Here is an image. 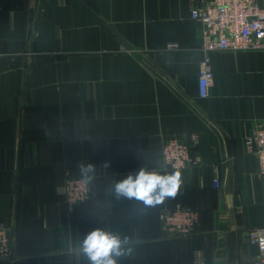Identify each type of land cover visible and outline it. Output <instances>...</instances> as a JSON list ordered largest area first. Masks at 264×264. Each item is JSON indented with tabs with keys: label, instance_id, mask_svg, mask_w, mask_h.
<instances>
[{
	"label": "crops",
	"instance_id": "crops-1",
	"mask_svg": "<svg viewBox=\"0 0 264 264\" xmlns=\"http://www.w3.org/2000/svg\"><path fill=\"white\" fill-rule=\"evenodd\" d=\"M205 1L0 0V222L14 240L0 264H90L81 244L96 229L127 238L117 264H259L247 234L264 226V176L245 139L264 126V50L211 53L201 97L191 11ZM173 135L197 136V164L161 165ZM140 169L179 173L177 195L117 197ZM70 177L88 179L90 201L66 203ZM176 206L199 213L196 232L165 231L160 213Z\"/></svg>",
	"mask_w": 264,
	"mask_h": 264
},
{
	"label": "built area",
	"instance_id": "built-area-1",
	"mask_svg": "<svg viewBox=\"0 0 264 264\" xmlns=\"http://www.w3.org/2000/svg\"><path fill=\"white\" fill-rule=\"evenodd\" d=\"M191 17L203 26L201 50L204 58L200 64V96L207 97L214 85L215 71L211 66V53L229 50H264V6L259 0H206L192 8ZM177 42H169L168 49H178ZM196 135L189 142L181 136L164 138L161 151V165L166 169L181 170L198 163L193 147ZM248 151L257 165V174L264 176V126L257 123L245 139ZM215 184L221 180L216 177ZM66 202L76 207L90 200L94 193L86 178H68L64 184ZM199 213L191 208L176 206L165 208L160 213V221L170 235H190L199 224ZM248 242L258 250V263L264 264V226L248 230ZM14 240L11 228L0 222V259L8 260L14 256ZM196 264H203L196 258Z\"/></svg>",
	"mask_w": 264,
	"mask_h": 264
},
{
	"label": "clouds",
	"instance_id": "clouds-1",
	"mask_svg": "<svg viewBox=\"0 0 264 264\" xmlns=\"http://www.w3.org/2000/svg\"><path fill=\"white\" fill-rule=\"evenodd\" d=\"M107 166L108 162H105ZM78 167L86 177L94 170L91 164L82 163ZM181 182L179 173L162 176L140 169L135 175L129 174L118 181L114 185V192L117 197L135 198L151 206L163 202L165 198L175 197ZM127 243V238L96 229L83 239L81 251L90 264H117L116 258L124 254L123 246Z\"/></svg>",
	"mask_w": 264,
	"mask_h": 264
},
{
	"label": "trees",
	"instance_id": "trees-1",
	"mask_svg": "<svg viewBox=\"0 0 264 264\" xmlns=\"http://www.w3.org/2000/svg\"><path fill=\"white\" fill-rule=\"evenodd\" d=\"M70 178H72V177H70ZM87 180H88V179H87ZM88 182H89V181H88ZM89 184H90V182H89ZM90 186H91V184H90ZM92 198H93V197H92ZM92 198H91V199H92ZM91 199H90V200H91ZM90 200H88V201H90ZM88 201H86V202H88ZM66 203H67V202H66ZM83 203H85V202H83ZM83 203H80V204H83ZM80 204H79V205H80ZM77 206H78V205H77ZM197 227H198V226H197ZM196 230H197V228H196ZM196 230H195L194 232H196ZM194 232H193V233H194ZM193 233H191V234H193ZM191 234H190V235H191ZM181 236H182V235H181ZM186 236H189V235H186Z\"/></svg>",
	"mask_w": 264,
	"mask_h": 264
}]
</instances>
